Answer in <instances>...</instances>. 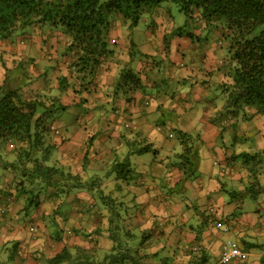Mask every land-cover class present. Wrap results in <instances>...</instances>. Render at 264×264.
<instances>
[{"label":"trees","instance_id":"trees-1","mask_svg":"<svg viewBox=\"0 0 264 264\" xmlns=\"http://www.w3.org/2000/svg\"><path fill=\"white\" fill-rule=\"evenodd\" d=\"M171 4L176 10L170 7ZM141 21L147 24V29L152 28L153 34L166 31L162 37L165 49L159 53L156 62L151 56L149 58L151 68L162 80L163 94L173 95L174 90H180L183 85L191 89L199 79L196 74H190L192 67L183 64L181 66H187L189 70L186 79L179 78L180 85L175 82L173 86L168 82L166 73L177 72L171 65L174 64L169 51L171 41L184 36L193 43L207 46L215 37L216 45L228 50L227 62L221 60L220 63L222 76H217L218 83L206 85L217 89L216 95L225 98L226 114L221 112L217 116L221 117L219 124L224 127L233 117L240 120V125H246L259 113H264V0H0V169L11 174V182L16 184V198L24 196L26 199L25 206L14 212L0 210V217H7V213L27 212L31 207L37 210L41 202L52 198L54 205L46 210L55 214L49 216V225L45 226H58L57 218L63 216L58 214L61 202L64 203L66 197L71 198L72 212V200L83 191L90 196V208L94 209L90 215L95 214L94 218H98V225H90V231L84 232L88 236L85 246L70 244L68 238L73 236L64 240L57 236L56 244L48 245V238L44 239L43 235L40 242L34 244L37 248L33 253L30 254L25 246L27 252L22 254L18 242L9 249L5 239L0 247V264H227L221 261L225 240L236 242L245 256L253 247H262L248 238L249 234L254 235L248 232L250 226L245 223L241 226L240 218L251 212L235 204L233 210L231 203L236 196L245 202L257 200L264 193L256 170L250 167L261 162L264 151H244L234 155V162L241 158L244 169L237 179L239 184L231 185L229 189L223 183L224 192L228 194L227 210H221L220 206H199L191 201L187 191H183L184 182L196 177L200 160L196 144L198 135L188 132L179 130L180 163H173L170 170H178V181L173 182V174L172 178H161L144 168L137 171L133 162L120 160L122 149L131 145V140L134 146H127L129 155L145 154L152 145L147 138L141 137L140 132L135 133L134 141V135L127 137L131 131L127 123L126 127L122 125L123 133L116 142L111 137L104 142L99 140L98 128L84 137L80 148L81 165L75 166L74 162L64 161L58 155L59 144L54 140L55 135L62 133L54 125L55 111L62 110L58 98L42 96V93L36 94L25 88L31 79L24 64L28 59L13 55L2 45L14 42L11 36L24 27L49 23L64 30L78 56L71 65L77 67L79 73L77 80L70 84L68 77L73 75L59 77L61 90L66 92L70 85L75 86L87 78L84 72L95 76L103 69L108 57L116 54L119 58L109 61L115 64L122 61L117 42L120 36L114 34L112 37L111 34L117 25L129 43L125 53L129 61L119 70L113 83V95L125 96L131 101L128 94L145 86L131 67L140 54L138 38L135 40L132 35ZM21 33L19 40L22 42L27 33ZM80 72L84 74L80 76ZM238 137L245 140L241 135ZM134 176L139 179H133ZM238 186L241 188L236 190ZM149 190L151 195L146 192ZM175 191L181 193L180 198L185 202L175 197ZM137 194L144 198L149 196L150 206L158 207L149 213L144 206L138 207ZM80 209L84 211L85 207ZM144 211L148 214L141 216ZM45 214L42 212V216ZM260 215L264 217V211ZM224 226L229 230L225 231ZM93 232L99 237H92ZM226 232H231L232 237L221 238L222 243L217 246L216 236L221 237ZM238 236H241V242L236 239ZM46 250L53 255H47Z\"/></svg>","mask_w":264,"mask_h":264},{"label":"rangeland","instance_id":"rangeland-1","mask_svg":"<svg viewBox=\"0 0 264 264\" xmlns=\"http://www.w3.org/2000/svg\"><path fill=\"white\" fill-rule=\"evenodd\" d=\"M165 6V5H164ZM173 9L176 10L175 6L173 4H171V6ZM147 27V24H145L143 21H141L138 24V27L134 28V34L132 35L135 38H138V41H142L143 38V34L142 32L144 31V28ZM17 33L13 34L11 36V39L15 42L17 40L20 39V37L23 35L21 32L23 33H27V34H31L32 36L36 35L35 40H33V44L34 47L36 48L35 51L32 50H28L25 54L26 59H28V61H26L24 64L26 65L27 71H28V76L31 77V79L29 80V82L27 83V85L25 86V88H30V90H33L34 93L36 94H40L42 93V96H56L58 98L57 103L61 105V108L55 112L58 113V115H53L55 118V123L57 125V127L59 129H62V135L64 136V139H66L67 143L68 142H72V145L75 147L77 146V148H80L81 142H82V138H84V136H88L91 135L93 133V129L98 128V130L96 132H98V136L97 138L99 140H101L102 142H104V139L108 138L110 136L111 133V129L107 128V124L105 122V118L109 119L112 118L111 114V110L110 108H112L113 103H111L110 105H105L102 102H98V106L99 108L95 107L94 103H88V98L90 97V94L92 93L91 90L93 89V85L95 82V78L92 74H87V72L81 73L80 72V76L87 75V78H85V80L83 82H80L79 84L75 85L76 87V92L74 93V95L71 97L70 94L68 92H64L63 90H61L62 85L59 84L58 79L59 77L63 76L62 70L58 69V75L57 78H52L51 74H57L56 71V63H61L64 61V58H66L68 61L70 60L69 64L67 65V68L65 69V71H67V73L73 78V80L69 79L68 83H73L74 80L76 79V75L79 74L77 73V67L75 69V67H72V63L73 61H75V58H77L75 56V48L72 49L70 44H71V38L69 36L68 33H66L64 30H62L61 28L57 27V26H53L52 24L49 23H45L42 25H37L35 28L33 27H24L21 29H18L16 31ZM144 42V41H143ZM23 44H27V41L25 40V43ZM65 44H67L65 46ZM32 51V52H31ZM215 56L216 58L220 61V60H225L227 62L228 60V50L226 47L224 46H218L215 49ZM1 58V57H0ZM152 66V65H151ZM150 66V67H151ZM35 67L38 68L39 73L41 74L40 76L37 75V73L34 72ZM153 75V73H156L155 70H151L149 72V74ZM151 75V76H152ZM54 77V75H53ZM102 78H100V82H102ZM67 82H64L63 84H65ZM74 83H77L76 81ZM96 83V82H95ZM84 85V86H82ZM98 85V82H97ZM73 86V85H72ZM99 87V85H98ZM160 89H162V87L158 88H149L147 89V91H145L146 93L145 98L148 99L149 102L146 103V105L144 104L145 101L141 102V106L145 107V111L146 114L141 113H134L135 115V119L131 120V122L134 125H137V129L140 130V128H144L146 127V131H148L150 128H153V125L150 123V118L152 116V114L150 113L151 110H153V108L157 107L158 103H160V100L162 98V103L164 104L165 109L170 110V114L166 113L164 114L162 118V121L164 120L166 123L164 126H160L161 129L159 128H153L155 130V134L153 136V138H155L154 140L150 141L151 147L149 152H146L145 154L142 155H136V154H131L129 155L128 151L130 150V148L128 149V147L134 146V142H132V140L130 141L131 145H127L122 149V152L119 155L120 160L124 159L126 161H130L133 162V167L137 169V171H140L141 168L150 170L152 173L155 174V176H159L161 178L165 177V179H169L172 178V172L170 171L171 168L173 167L172 164L176 163H180V158H179V153H180V149H181V145H180V141H179V125L181 126V124H186V119L187 122L192 126L191 130L194 133H190L194 136L198 135L196 144L198 145L199 148V156L201 159V165L200 167L197 169L196 172V176L199 177H205V173L204 172H208L210 170H214V173H220L221 176L224 179H227L232 177V180L230 181L231 184H233L234 186L236 184H239L238 181L236 180L234 177V174H232L231 172L229 173V170H226L225 172H223L222 174V170H221V165L218 161H216L213 164V154L211 150L207 149V146H210L211 143L215 144V142H211V140H204V134H203V130L205 129V127L203 126L201 128V123L199 118L202 116V111L203 108L205 109L206 107L208 108H213V101L216 102L217 105V110H215V121L217 123V127L219 129H226V130H232V131H239L242 136V138H244V142H235L233 141V143H231V138H229V141H227L229 143V145H234V147L236 148H242L244 146H252L253 149L250 152H259V151H264V147H261L260 149L255 150L254 148H257V144H261L264 146V140L261 142L260 138L257 139L256 136L258 135H254L251 137H247L245 134H243L244 132L241 131L240 129V120L230 117L228 119V123H225L224 127H222L219 124V120L221 117H217L219 116V114H221V112H223L224 114H226V110L224 108V104H225V98L222 95H217L215 96V100H213L212 102L209 101L208 103H206L207 105L203 106H199L197 104H201L203 103V101H198L197 99H195V94L192 93H187V94H183V98L185 99V101L187 102V104H191L190 102H193V107L194 109H189L187 110V115L182 118H180L178 121H175L173 118L174 117H170L171 115V111L173 110V105H174V101L171 97H167L165 99V97L160 93ZM91 90V91H90ZM105 91V90H102ZM90 92V94H88ZM95 92L97 94H99L100 92H97L96 88H95ZM88 94V95H87ZM113 94V92H112ZM179 93L177 92V90H174V94L173 95H178ZM41 96V97H42ZM129 96V94H128ZM162 96V97H161ZM120 97V95H119ZM123 97V99H125V96H121ZM43 98V97H42ZM201 98V96H200ZM73 100H78L80 103H76V104H72ZM93 101V99H92ZM49 105V103H48ZM209 110V109H208ZM157 116L159 117L160 113H156ZM260 117V118H259ZM184 118V119H183ZM143 121V122H141ZM141 122V123H139ZM261 122V124H260ZM254 124L259 123L260 124V128L262 130V132H259L257 134H260L259 136H263L264 137V113H259V115H257L256 120H253ZM251 123V124H252ZM98 124V125H97ZM110 125L112 123H109ZM179 124V125H178ZM97 126V127H96ZM93 127V128H92ZM92 128V130H91ZM124 127L122 126L121 129H123ZM74 129L76 130L75 132ZM135 129V128H134ZM142 131V130H140ZM109 132V133H108ZM171 135L169 136L168 134ZM196 133V134H195ZM164 134V135H163ZM127 136H129L130 134L127 133ZM81 136V137H80ZM133 136V135H132ZM134 139L136 135L134 134ZM147 137V135H146ZM144 137V138H146ZM262 137V138H263ZM143 138V139H144ZM75 140H77L78 143L74 142ZM149 141V139H147ZM241 137H240V139ZM60 142V141H59ZM208 143V145H207ZM217 145H219V143H217ZM211 147V146H210ZM224 150H226V148H224ZM241 150V149H240ZM60 151V150H59ZM61 152V151H60ZM129 155V156H128ZM128 156V157H126ZM70 158L73 157L69 156ZM130 157V158H129ZM126 158V159H125ZM65 158L63 157V160ZM123 160V161H124ZM239 160H241V158L238 159L237 163L239 162ZM65 161V160H64ZM122 162V161H121ZM163 162V163H162ZM237 163H234L235 165ZM211 164L212 167H211ZM250 165H247V167L249 168ZM251 169L256 170V173L258 174L259 180L264 188V156H262L261 158V162L259 164H257V166H250ZM253 167V168H252ZM232 168V167H230ZM249 170V169H248ZM203 172V174H202ZM136 174V173H135ZM136 179L138 180L139 177L134 176ZM158 180H160L158 178ZM12 178H11V174L8 173L7 171H1L0 169V197L2 198V200H0V210H8V212H14L15 210H17L18 208L21 209L25 206L26 203V199L24 196H20L19 198L17 196L16 193V184L14 182H11ZM230 184V185H231ZM171 186H173L174 184H170ZM228 185L226 188H231V186ZM137 188V187H135ZM241 186L236 187L235 189L238 190L240 189ZM136 193H138V190H135ZM150 191V190H149ZM146 191L149 193V195H151V191ZM179 193V192H178ZM176 194V191H175ZM64 196V195H62ZM179 197L182 196L181 193L176 194L175 197ZM225 199L226 201L228 200V194L225 193ZM66 197V196H65ZM185 198V197H184ZM236 199H233L231 205L233 206L235 204L240 206V208H243L244 210L251 212L253 214V216L256 217L258 216L259 222L257 223L258 225H256V227L253 229L254 231L257 232L258 235H256V238H252L251 241L254 242H259V244H262L261 248H255L253 247L252 250H261L262 248H264V219L261 217V213L263 214L264 211V193L262 195H259L257 200H252V199H247L245 202H241L240 199L237 198V196L235 197ZM9 199H12L11 201L8 202ZM71 198L66 197L64 199V203H62L61 201V206L59 207V213L58 214H62L63 216H60L62 218H57V223L58 226L54 224L53 227L50 226H45V225H49L48 221H49V216L53 217L54 216V212L50 211V210H46V208H52L54 205V201L53 199H46L45 207H42L43 202L40 203L39 208L36 210L35 207H31L29 211L27 212H22V213H17L15 215H12L14 219L10 220V219H6L5 217H0V247H1V243L4 241L3 239H1V231L3 230L2 228V224L4 225V227L6 226V223L8 224V226H10V231L8 232V246L10 247L9 249H11L17 242L18 245L21 247V251H19L20 253H25L27 252V250L25 249V246H28V250L31 253H33L37 246H34V244L37 245V242H33L34 240H31V238L35 235H38V239H40L41 236L44 235V238L47 236L48 238V245H51L52 243H55V240L60 239L61 237L64 239H67L69 236H76L79 235L80 233H82L84 235V232H89L91 226L90 225H98V218H94L96 217V215L92 216L89 214L91 213L90 210H88L87 208L84 209V213L82 216V219L84 221V223H81L80 225H85L86 227L81 228V230H77L76 229V217H73L72 213L70 211V200ZM149 196L144 198V196H141V194H137L136 198H135V202L138 204V207L144 206L148 213L150 211L155 210L158 206L153 207L152 205L150 206V202H149ZM17 200V201H15ZM182 201H184L183 199H181ZM73 201V200H72ZM2 202V204H1ZM67 202V203H66ZM185 202V201H184ZM42 204V205H41ZM72 204V202H71ZM158 204V203H157ZM156 204V205H157ZM183 204V202H182ZM233 206V210L234 207ZM77 206H73L72 208H75ZM85 207V206H84ZM88 207V206H87ZM135 207V208H138ZM238 210V209H237ZM37 211V212H36ZM45 211V215L41 216V212ZM241 210H238V212ZM39 213V214H38ZM50 213V215L48 214ZM7 217L10 218V215H7ZM56 217H58V215L56 214ZM94 218V220L92 219ZM196 218V217H193ZM60 219V220H59ZM44 220V221H43ZM194 221H196L194 219ZM2 223V224H1ZM263 224V226H262ZM30 226H32L33 228L30 229ZM52 231V232H50ZM80 232V233H79ZM255 233V232H254ZM105 234V233H104ZM46 235V236H45ZM20 236H24L25 240L23 242H19L20 241ZM85 236V237H84ZM84 236H80L81 240L83 241V239H87L88 236L84 235ZM92 237H99L97 232H93L91 234ZM226 239H230L232 237V233L231 232H226L225 234ZM234 238V237H233ZM240 239L241 242V236H238L236 239ZM235 239V238H234ZM19 240V241H18ZM72 241V239H71ZM56 244V243H55ZM55 249V248H54ZM52 249V250H54ZM47 255H53V253L51 251L46 250L45 251ZM215 252V251H214ZM19 253V255H20ZM218 254V253H217ZM219 255V254H218ZM26 256V255H25ZM253 254L250 253L247 256H245L243 259L241 258H237L227 264H242V263H247L251 258H252ZM24 257V256H21ZM262 258L264 260V253L262 254ZM23 264V263H21Z\"/></svg>","mask_w":264,"mask_h":264},{"label":"crops","instance_id":"crops-1","mask_svg":"<svg viewBox=\"0 0 264 264\" xmlns=\"http://www.w3.org/2000/svg\"><path fill=\"white\" fill-rule=\"evenodd\" d=\"M151 29L149 30V28L147 29L146 27L144 31L142 32L144 40L142 39V41L140 42L137 41L139 43V45L138 44L137 45L139 46L140 54L135 57L131 65V67L135 69V71L138 73L142 84L145 85L143 86V89L130 93L131 95L129 96L132 97L131 101H128L127 99H123V97H119L118 95L116 96L113 95L114 94L113 83L118 78L119 70L124 63L129 61V57L125 54L128 51L129 43L125 37H122L123 35L122 28L121 27L118 28V26L116 25V29L111 34H113L112 37L114 36V34H119L120 36L117 42H118L119 51L122 53L120 55V59L122 61L117 64L109 61V60H115L119 58L116 54L108 57V59L103 63V69L98 71L97 74L94 76L96 83L94 82L93 89H91L94 91H92L91 94L90 92L88 93L90 94V97L87 100L88 103L93 102L95 107L97 108H99L98 102H102L105 105H110L111 103H113L112 108H110L112 112L111 114L112 118H109V119L105 118V122L107 124V128H110V129L113 128V131L111 130L109 137H111L113 141L115 142L119 140L121 134L123 133L122 132L123 129H121V127L122 125L126 127V123L131 126L129 127L131 129V131H129L130 132L129 136H132L135 133L140 132L141 137H146L147 135L146 138L149 139V141L155 139L153 138L155 134V130L153 128H157V127L165 125L166 122L164 120L162 121L161 117L164 116L165 112L170 114V110L165 109L164 104L161 102L162 98L160 100V103H158L157 107L153 108V110H151L150 112L152 114V116L149 117L150 123L153 125L152 129L150 128L148 131H146V127H144V128H140V130H142L140 131L139 129H137L138 126L134 125L131 122V120L135 119L134 113L136 112L140 113L141 111L140 114L142 113L146 114L145 107L141 106L140 103L145 101L144 104L146 105V103L149 102L148 99L145 98L144 94L146 93L145 91H147V89L151 87L157 88V91H158V88L162 87V89H160V93L165 97V99L167 97H171L173 99L174 105H173V110L171 111L170 117L171 118L174 117L173 119L175 121H178L182 117L185 118V116L187 115L188 108L194 109L192 105L193 102H190L191 104H187V102L185 101L186 97L184 99L183 94H187L188 92L189 93L193 92L195 94V99H197L198 101H203V103L197 104V105L203 106V107L207 105L206 103H208L209 101L212 102L213 100H215L214 98L215 96H217L216 95L218 92L217 89H211L210 86L209 88L206 87V85L218 83L217 76H222V73L219 71L221 60L219 61L215 56V49L218 47L215 42V37H212L209 40V43L207 46H201L198 43H193L190 38L184 37V36L177 37L171 41L169 45L170 46L169 51L171 53L172 63H174L171 65L177 69V72L173 70L171 72L169 71L166 73V76H167L166 79H168V82H170L171 85L174 86L176 83L180 85L177 81L179 78L186 79L187 75H189L188 74L189 70H187L186 68L187 66H181L183 64H186L192 67L193 70H191L192 73L190 74L191 75L196 74L197 76H199V79H198V82L193 86V88L188 89L186 85H183L182 88H180V90H177V92L179 93L178 95H170V94L168 95V94H163L164 88H163V85H161L162 84L161 78L156 76L155 73H153V75L152 73L149 74L151 70H155L150 67L151 65L149 63L150 62L149 58L151 56L152 60L154 59V62H156L155 59L159 57L158 56L159 53H161L165 49V44H164L162 37L166 31L162 30L161 33L153 34L152 32L153 30ZM197 33L199 34L200 32L197 31ZM27 38L29 40H27ZM27 38H25V40L27 41V44H23L25 43L24 42L25 40L22 42L20 40L19 41L17 40L10 44L6 43L2 45L10 53H13V55L15 56H18V57L25 56L28 50L35 51L36 49L33 44V40H35L36 35L32 36L31 34H27ZM136 39L137 38H135V40ZM66 45L67 44H65V46ZM66 58H64L63 62L56 63L55 67H56L57 74L52 73L51 74L52 78H55V79L57 78L58 69L62 70L63 75H65L66 77L67 75H69L67 71H65V69L67 68V65L69 64L72 58L69 61ZM34 72L37 73L38 76L41 75L37 67H35ZM102 77H103L102 82H100V78ZM68 79L73 80L72 77H68ZM205 81H211V83L210 84L204 83ZM97 82H98L99 87L97 85ZM95 88L97 92H100L99 94L95 92ZM102 90H105V91H102ZM66 92H68L70 96L72 97L74 93L76 92V87L70 85V87L67 89ZM103 94H105V97L103 96ZM76 103H80V102L78 100H75V101L73 100L72 104H76ZM213 108L214 109L212 108L210 109L208 107H206L205 109L203 108V111H202L203 114L199 118L200 123L202 124L201 128L203 126L205 127V129L203 130L204 140L205 141L211 140V142L213 143L215 142V144L211 143L210 145L211 147L207 146V149L211 150L214 156L213 164L216 161H218L220 165L222 166L221 167L222 174L226 170H229V173L231 172L232 174H234V177L237 180L241 177L244 168L240 164L241 160H239L238 163H237L238 159L234 162L233 160L234 155L244 152V151H252L253 149H250L252 148V146H244L242 148H236L234 147V145H229V143L227 142L229 141V138L232 139L231 143H233V141L244 142V140L242 141L239 140L240 138L238 136L239 134H241L239 131H232L231 129L230 130L219 129L217 127V123L215 121V118H216L215 110H217V105L215 101H213ZM156 113H160L159 117L157 116ZM55 115H58V113L55 112ZM256 117L257 116H255V118L252 119L251 123L253 122V120H256ZM109 123H112V124L110 125ZM251 123L246 124V125H240L241 131L244 132L243 134H245L247 137L258 135L256 136L257 139L260 138V140L261 139L264 140L263 136H259L260 134H257L259 132H262L260 128L261 122L260 124L259 123L251 124ZM54 125L55 127H57L56 123H54ZM191 127L192 126L187 122V119H186V124H181V126L179 125L178 128L179 130L183 132L194 133L191 130ZM59 130L61 132L63 131L62 129H59ZM94 130L96 131V128L93 129V131ZM75 131L76 130L74 129L73 132ZM54 138H55L54 140L59 144L58 148L61 151V152L60 151L58 152V155L61 156L62 158L64 157L66 161L74 162L75 166L81 165V159H82L81 158L82 153L80 151L81 145H80V148L78 149L77 146L74 147L72 145L71 141L67 143L62 133H60L59 135H55ZM83 140L84 138H82V141ZM263 140H261V142ZM74 142L78 143L77 140H75ZM217 143H219V145H217ZM104 146L105 145H101L102 148ZM261 147H264V146L261 144H257V148H254V149L257 150V149H260ZM224 148H226V150H224ZM72 154H73V157L70 158L69 156H72ZM234 163H237V164L235 165ZM213 164H211V167ZM200 165H201V159L199 160L198 168L200 167ZM204 173H205V177L196 176L192 180L191 179L186 180L184 182V187L182 188L183 191H187V195L189 198H191V201L196 203L199 206H203L207 208L208 207L210 208L212 206L213 207L220 206L221 210L229 209L227 206H225V203H226V199L224 196L225 192L222 186L224 182H225L224 187H227L228 185H230L231 184L230 181L232 180V177L230 178L227 177V179H224L220 173L219 174L214 173V170L213 171L210 170ZM172 174H173V178H172L173 182L178 181L180 177H179V172L176 168L172 170ZM0 200H2V198H0ZM90 200H91L90 196L86 192L81 191V192H78L77 197L73 199L72 201V205L77 206V208L76 207L73 208V211H72L73 217H76L75 224H76L77 229H79V227L80 228L83 227V225H80V224L84 223L82 219L84 211L83 209L81 210L80 208L81 206L83 208L84 206L85 208L87 206L90 208V205L92 204ZM156 204L157 203H155V205ZM90 209H91L90 210L91 213L92 212L94 213V209L92 208ZM147 214L148 213L144 211L140 215L146 216ZM7 215H10V218L6 217V219H10V220L14 219L11 213H7ZM41 216H42V212H41ZM89 217H90V214H89ZM262 218L264 219V217ZM259 219L260 218H258V216L255 219L252 213L246 214L245 216L240 218L241 226H243L244 223L248 224V226H250L247 228L248 232L254 234V235L249 234L248 238L250 239V241L252 240V238H256L257 232L254 231L253 229L256 227V225H258L257 223ZM2 228L3 230L1 231V239L3 238L7 239L9 234L6 232H9L11 227L8 226V224L6 223L5 227L2 224ZM218 234L220 235L219 232ZM225 234L221 235V237L218 235L216 236L217 242L215 243L217 246L220 247V244L222 243L221 238L226 239ZM38 237H39L38 235H35L31 238V240L40 242L42 236L40 237V239H38ZM71 239L69 240L68 238V241L70 244L76 243V244H81L84 246L88 245L87 240L83 239L82 241L79 235L73 236ZM20 240L23 242L25 240V237L20 236ZM250 253L253 254L252 258L247 263H242V264H264V260L262 258V254L264 253V248H262L260 251L259 250L254 251L251 249L249 254Z\"/></svg>","mask_w":264,"mask_h":264},{"label":"built area","instance_id":"built-area-1","mask_svg":"<svg viewBox=\"0 0 264 264\" xmlns=\"http://www.w3.org/2000/svg\"><path fill=\"white\" fill-rule=\"evenodd\" d=\"M224 230L228 231L229 227L224 226ZM223 251L221 256L222 263H229L237 258L243 259L245 253L240 249L236 242L232 240H225L222 245Z\"/></svg>","mask_w":264,"mask_h":264},{"label":"clouds","instance_id":"clouds-1","mask_svg":"<svg viewBox=\"0 0 264 264\" xmlns=\"http://www.w3.org/2000/svg\"><path fill=\"white\" fill-rule=\"evenodd\" d=\"M224 171V170H223Z\"/></svg>","mask_w":264,"mask_h":264}]
</instances>
